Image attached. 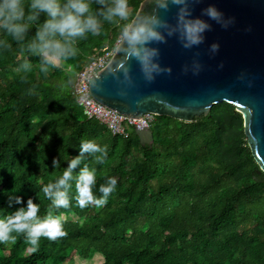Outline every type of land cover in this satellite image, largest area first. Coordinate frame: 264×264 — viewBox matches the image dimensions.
<instances>
[{
	"label": "trees",
	"instance_id": "trees-1",
	"mask_svg": "<svg viewBox=\"0 0 264 264\" xmlns=\"http://www.w3.org/2000/svg\"><path fill=\"white\" fill-rule=\"evenodd\" d=\"M140 2L129 0L132 16ZM119 31L105 22L101 35L88 34L75 58L47 74L35 56L30 71H17L24 53L13 41L12 51H0V217L26 207L29 198L46 215L51 202L39 189L62 175L82 141L106 145L108 155L103 164L86 155L73 177L84 163L95 167L97 197L105 176L117 179L99 208L78 206L73 179L70 206L54 210L66 217L67 235L42 237L35 253L23 236L0 244V264H74L69 250L100 255L101 264H264V171L235 105L215 103L192 120L155 114L152 142L134 127L114 134L85 114L74 93L76 74L114 48ZM10 195L22 203L10 205Z\"/></svg>",
	"mask_w": 264,
	"mask_h": 264
},
{
	"label": "clouds",
	"instance_id": "clouds-1",
	"mask_svg": "<svg viewBox=\"0 0 264 264\" xmlns=\"http://www.w3.org/2000/svg\"><path fill=\"white\" fill-rule=\"evenodd\" d=\"M201 2L152 0L155 5L152 12L132 16L129 0H0V51H12L10 41H13L24 53L17 71H30L29 57L35 56L40 61V70L47 74L50 68H60L75 58L78 42L86 39L88 34L101 35L106 22L120 29L117 51L122 57L109 61L106 71L114 76L122 74L124 81L131 84L129 61L135 60L144 79L151 82L157 75L172 72L170 66L160 63V50L154 44L166 43L168 37L175 36L184 49H191L204 42L205 33L212 28L209 21L224 28L233 23V18H226L215 4H209L200 15L194 16V6ZM172 7L176 8L175 23L159 14L160 10L168 12ZM42 14L46 17L43 22L40 20ZM205 16L208 19H204ZM32 28H35V34L29 36ZM210 50L217 52L219 44L213 43ZM201 67L199 61H193L194 74L199 73ZM183 70L187 72L188 66ZM91 84L99 87L98 80L92 79ZM86 155L94 164H103L108 155L107 146L92 140L82 141L79 154L67 160L68 165L62 175L39 189L51 202L46 215L41 217L39 205L29 198L26 207L0 217V244L14 245L17 238L23 236L29 251L35 253L40 248L42 237L55 241L66 236L63 227L66 217L55 214L54 210L70 206L69 192L73 179L80 208L89 205L99 208L107 204L117 186L114 176H105L104 183L99 186V197L93 192L97 182L95 167L84 163L78 175L73 177V172L84 162ZM52 163L54 168H60V159L54 158ZM13 202L21 204L22 198L10 195L9 204Z\"/></svg>",
	"mask_w": 264,
	"mask_h": 264
},
{
	"label": "water",
	"instance_id": "water-1",
	"mask_svg": "<svg viewBox=\"0 0 264 264\" xmlns=\"http://www.w3.org/2000/svg\"><path fill=\"white\" fill-rule=\"evenodd\" d=\"M209 4L233 18V23L224 28L209 21L212 28L205 33L204 42L191 49H184L175 36L154 44L160 50V63L170 66L171 74L157 75L148 82L139 64L131 60L129 84L122 74H117L119 78L109 74L107 64L92 76L89 91L98 101L134 118L151 112L192 120L208 113L215 103L230 102L243 116L249 147L264 171V0H202L194 6L193 15H200ZM154 7L152 0H141L135 15L152 12ZM175 13V7L159 11L170 23H175ZM213 43L219 44L215 53L210 50ZM118 47L119 43L110 61L122 58ZM193 61L202 66L197 74L192 71ZM184 66H188L187 72ZM92 79L99 81V87L92 86ZM136 130L140 137L146 132L149 142L153 141L149 127Z\"/></svg>",
	"mask_w": 264,
	"mask_h": 264
},
{
	"label": "built area",
	"instance_id": "built-area-1",
	"mask_svg": "<svg viewBox=\"0 0 264 264\" xmlns=\"http://www.w3.org/2000/svg\"><path fill=\"white\" fill-rule=\"evenodd\" d=\"M116 41V46L118 45ZM114 48L104 49L102 53L94 55L76 74L74 93L77 101L82 105L88 117L98 119L109 130L116 134H127L131 128H147L155 117V113L146 112L140 118L127 116L95 99L89 91V82L92 76L104 68L113 56Z\"/></svg>",
	"mask_w": 264,
	"mask_h": 264
},
{
	"label": "rangeland",
	"instance_id": "rangeland-1",
	"mask_svg": "<svg viewBox=\"0 0 264 264\" xmlns=\"http://www.w3.org/2000/svg\"><path fill=\"white\" fill-rule=\"evenodd\" d=\"M70 259L74 264H101V256L95 255L92 258L81 257L76 250H69Z\"/></svg>",
	"mask_w": 264,
	"mask_h": 264
},
{
	"label": "crops",
	"instance_id": "crops-1",
	"mask_svg": "<svg viewBox=\"0 0 264 264\" xmlns=\"http://www.w3.org/2000/svg\"><path fill=\"white\" fill-rule=\"evenodd\" d=\"M141 137H142V138H141L142 140H144V141H149L146 132H143V134H142Z\"/></svg>",
	"mask_w": 264,
	"mask_h": 264
}]
</instances>
